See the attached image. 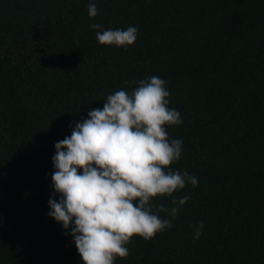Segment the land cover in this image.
Instances as JSON below:
<instances>
[{
    "label": "trees",
    "instance_id": "1",
    "mask_svg": "<svg viewBox=\"0 0 264 264\" xmlns=\"http://www.w3.org/2000/svg\"><path fill=\"white\" fill-rule=\"evenodd\" d=\"M91 24L137 40L101 45ZM153 75L183 121L170 167L199 183L173 194L190 197L178 217L159 214L171 229L114 264H264V0H0V264H83L48 215L55 144Z\"/></svg>",
    "mask_w": 264,
    "mask_h": 264
},
{
    "label": "clouds",
    "instance_id": "2",
    "mask_svg": "<svg viewBox=\"0 0 264 264\" xmlns=\"http://www.w3.org/2000/svg\"><path fill=\"white\" fill-rule=\"evenodd\" d=\"M98 14L90 2L88 16ZM89 27L98 30L99 44L117 47L134 45L139 31L135 26L103 31L100 24ZM166 84L153 75L131 92L108 95L103 109L90 110L70 137L55 144L51 178L59 201L50 197L48 215L70 230L66 235L73 237L83 264H114L117 257L129 256L133 237L150 241L171 229L172 220L159 214L178 217L190 197L173 194L188 183H199L196 176L170 167L181 158L183 141L170 139L167 127L183 121L169 107ZM160 197L171 198L173 207L153 204ZM189 227L193 240H199L204 222Z\"/></svg>",
    "mask_w": 264,
    "mask_h": 264
}]
</instances>
